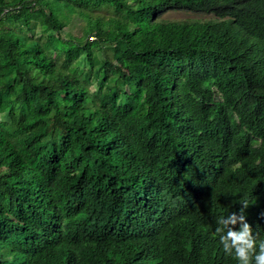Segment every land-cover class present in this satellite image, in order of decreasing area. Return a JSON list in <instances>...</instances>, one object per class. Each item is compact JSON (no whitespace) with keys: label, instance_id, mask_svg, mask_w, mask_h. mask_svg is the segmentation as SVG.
<instances>
[{"label":"trees","instance_id":"obj_1","mask_svg":"<svg viewBox=\"0 0 264 264\" xmlns=\"http://www.w3.org/2000/svg\"><path fill=\"white\" fill-rule=\"evenodd\" d=\"M243 201L264 239V0H0V264H238Z\"/></svg>","mask_w":264,"mask_h":264},{"label":"clouds","instance_id":"obj_2","mask_svg":"<svg viewBox=\"0 0 264 264\" xmlns=\"http://www.w3.org/2000/svg\"><path fill=\"white\" fill-rule=\"evenodd\" d=\"M239 214L231 213L217 221L215 234L223 252L232 256L238 264H264V239L254 235L252 226L247 222L245 209L249 203L243 201ZM239 224V230L236 225Z\"/></svg>","mask_w":264,"mask_h":264},{"label":"rangeland","instance_id":"obj_3","mask_svg":"<svg viewBox=\"0 0 264 264\" xmlns=\"http://www.w3.org/2000/svg\"><path fill=\"white\" fill-rule=\"evenodd\" d=\"M104 13L109 14L107 11L101 10ZM162 19H165L166 21H185V20H199V21H206V20H215V18L210 14H203V13H197V12H191L186 10H176V11H166L161 15ZM85 25V21L83 19H80V17L73 16L71 21L69 22L68 26L63 30L62 36L64 39L68 38L69 36L73 37V40H75L77 43L80 41L78 38L81 36V31L83 26ZM33 31H35L34 36L39 37V29L38 26L33 27ZM93 37H90L89 40H92ZM63 60V56H58L56 58L57 64H59ZM5 119L6 118H2Z\"/></svg>","mask_w":264,"mask_h":264}]
</instances>
